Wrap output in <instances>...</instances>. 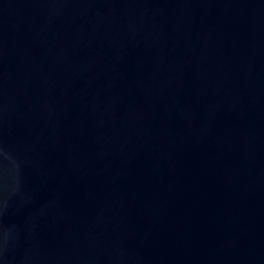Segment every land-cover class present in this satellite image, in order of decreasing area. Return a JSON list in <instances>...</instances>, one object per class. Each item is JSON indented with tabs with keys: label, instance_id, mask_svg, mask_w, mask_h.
<instances>
[{
	"label": "water",
	"instance_id": "95a60500",
	"mask_svg": "<svg viewBox=\"0 0 264 264\" xmlns=\"http://www.w3.org/2000/svg\"><path fill=\"white\" fill-rule=\"evenodd\" d=\"M0 264H264V0H0Z\"/></svg>",
	"mask_w": 264,
	"mask_h": 264
}]
</instances>
